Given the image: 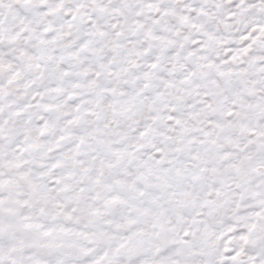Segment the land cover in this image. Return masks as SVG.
Returning a JSON list of instances; mask_svg holds the SVG:
<instances>
[{
    "label": "snow or ice",
    "instance_id": "1",
    "mask_svg": "<svg viewBox=\"0 0 264 264\" xmlns=\"http://www.w3.org/2000/svg\"><path fill=\"white\" fill-rule=\"evenodd\" d=\"M0 264H264V0H0Z\"/></svg>",
    "mask_w": 264,
    "mask_h": 264
}]
</instances>
